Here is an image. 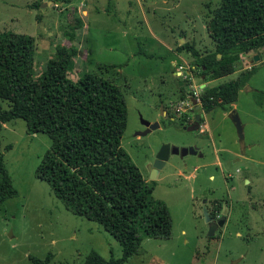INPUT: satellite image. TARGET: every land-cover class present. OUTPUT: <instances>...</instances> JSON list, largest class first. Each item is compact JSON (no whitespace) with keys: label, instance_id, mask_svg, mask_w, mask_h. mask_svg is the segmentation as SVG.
<instances>
[{"label":"rangeland","instance_id":"1","mask_svg":"<svg viewBox=\"0 0 264 264\" xmlns=\"http://www.w3.org/2000/svg\"><path fill=\"white\" fill-rule=\"evenodd\" d=\"M36 1L0 0V32L36 37L37 76L56 45L63 43L76 47L73 80L90 72L122 89L128 106L122 145L144 178L155 181L154 197L170 209V237H144L126 264H264V48L243 54L233 73L206 79L192 51L177 49L184 43L202 53L214 49L207 18L221 0H125L120 6L115 1L92 15L89 29L77 28L73 41L65 32L72 31L76 17L82 18L78 0L74 5L73 0H54L32 7ZM182 63L193 70L192 78H185L186 71L180 75L177 67ZM251 67L254 73L232 110L206 112L200 107L195 113L203 112L204 120L196 129L195 113L177 111L193 91L202 93ZM182 88L188 97H181ZM0 105L9 106L3 99ZM233 110L242 121L243 139L230 117ZM144 119L160 126L143 134ZM5 124L0 148L17 195L6 199L0 210V264H35L36 259L41 264H83L93 250L106 259L122 257L117 238L102 224L68 209L50 184L37 177L51 137L28 132L23 118ZM164 143L196 146L198 153L172 154L151 179L149 166ZM205 205L211 214H226L213 236Z\"/></svg>","mask_w":264,"mask_h":264},{"label":"trees","instance_id":"2","mask_svg":"<svg viewBox=\"0 0 264 264\" xmlns=\"http://www.w3.org/2000/svg\"><path fill=\"white\" fill-rule=\"evenodd\" d=\"M41 2L31 6L39 7ZM75 21L72 31L65 32L70 41L83 26L81 17ZM207 27L214 49L202 53L184 43L177 50L192 51L201 74L213 80L233 73L243 54L264 48V0H221L209 14ZM37 49L35 36L0 32V99L9 104L0 105V145L5 123L16 118L26 121L28 132L50 136L51 147L37 177L50 184L68 209L102 224L123 247L122 257L109 259L93 250L83 264H126L138 253L144 237H170L173 221L168 205L153 195L155 181L144 178L122 145L128 123L124 92L95 73L73 80L74 45L57 44L46 69L37 76ZM253 73L251 67L231 81L207 87L200 94L202 108L232 110ZM189 94L181 89L182 98ZM16 195L0 148V210L6 199Z\"/></svg>","mask_w":264,"mask_h":264},{"label":"water","instance_id":"3","mask_svg":"<svg viewBox=\"0 0 264 264\" xmlns=\"http://www.w3.org/2000/svg\"><path fill=\"white\" fill-rule=\"evenodd\" d=\"M255 59H260V56L258 54L255 55L254 57ZM200 105H196L194 111L200 109ZM163 110V108H162ZM204 117V113L203 112H197L196 116H195V125L192 127L193 129L199 128L200 127V123L202 118ZM230 117L233 119V121L235 122L239 133L241 135V139L244 138V132H243V125H242V121L240 119V116L238 114V112L236 110H233L230 112ZM143 123L145 124L146 128L145 130L142 132L143 134H147L148 132H151L153 129H156L160 126L159 122H154L151 123L148 120H143ZM188 126H184V128H187ZM190 128V127H189ZM197 154L198 153V148L196 146H191V147H184V148H180L178 146L172 145L170 143H164L161 148L159 149V151L156 153L153 162L150 164V170H151V179H156L160 169H162L164 167V165L166 164V162L168 161V159L170 158V156L172 154H180L181 156H185L187 154ZM205 203L207 202V200L205 199L204 201ZM204 214H205V220L206 222L209 224V235L213 236L216 232V230L224 225V223L226 222V214L224 213L223 215L219 216L217 219H214L212 217V215L210 214V211L207 207V205H205L204 207Z\"/></svg>","mask_w":264,"mask_h":264},{"label":"crops","instance_id":"4","mask_svg":"<svg viewBox=\"0 0 264 264\" xmlns=\"http://www.w3.org/2000/svg\"><path fill=\"white\" fill-rule=\"evenodd\" d=\"M74 1H76V0L72 1L73 2L72 5H74ZM115 1L118 3V6H120L122 3L124 4L125 0H107V5H106V0H78L76 2V5H78V6L82 5V7H83V9L81 10L82 21H83V24H84L83 26L86 27V29H89L90 26H91L92 15L95 12H99L101 10H103V12H105L107 9L110 8V5L113 6ZM128 1H129V3L135 2L134 0H128ZM42 2H45V6L44 7H46V6L50 5V4H52V2L54 3V0H43ZM130 8H131V6H130ZM166 45L170 49L175 50L174 53L177 55L178 52L176 51V48L175 49L173 48V44H171V43L168 44L167 43ZM174 63H175V60H173V64ZM5 125H4V127H5Z\"/></svg>","mask_w":264,"mask_h":264},{"label":"built area","instance_id":"5","mask_svg":"<svg viewBox=\"0 0 264 264\" xmlns=\"http://www.w3.org/2000/svg\"><path fill=\"white\" fill-rule=\"evenodd\" d=\"M56 5L58 6L59 4H56ZM177 69H178V72L180 73V75H184V71H186V73L184 75L185 78H192V73L191 72L193 70L190 68V66L182 63V64H179ZM200 94L201 93H199L196 90L193 91L192 96L189 94L190 95L189 96L190 100L189 99H185V100H182V101L179 102L180 106L176 108L177 111H180V112L183 113V112H186L187 109H189L190 114L191 113H195L194 109H195L196 105H200L202 107Z\"/></svg>","mask_w":264,"mask_h":264},{"label":"flooded vegetation","instance_id":"6","mask_svg":"<svg viewBox=\"0 0 264 264\" xmlns=\"http://www.w3.org/2000/svg\"><path fill=\"white\" fill-rule=\"evenodd\" d=\"M195 115H196V113H195ZM203 120H204V117L202 118L201 123L203 122ZM201 123H200V124H201ZM217 218H218V217H217ZM217 218H215V219H217Z\"/></svg>","mask_w":264,"mask_h":264}]
</instances>
